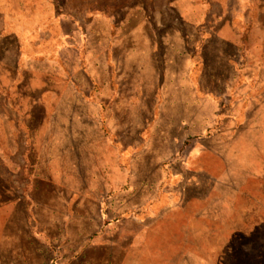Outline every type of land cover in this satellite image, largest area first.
<instances>
[{"label":"rangeland","instance_id":"374dc122","mask_svg":"<svg viewBox=\"0 0 264 264\" xmlns=\"http://www.w3.org/2000/svg\"><path fill=\"white\" fill-rule=\"evenodd\" d=\"M0 49V191L63 264H264V0H0Z\"/></svg>","mask_w":264,"mask_h":264},{"label":"crops","instance_id":"0c3cea01","mask_svg":"<svg viewBox=\"0 0 264 264\" xmlns=\"http://www.w3.org/2000/svg\"><path fill=\"white\" fill-rule=\"evenodd\" d=\"M0 50L2 51V49ZM164 72L158 68L159 80ZM147 73L150 72L145 66H142L138 72L139 80L143 84L146 81ZM63 199L67 200L65 196ZM33 200L32 196L19 194L16 191L8 192L3 191V189L0 191V211L15 207L14 211L18 212H16L15 229H13L14 221L11 222L10 226L15 237H11L8 243L0 247V264H54V262L63 264L65 262V254L59 259V253L65 250L67 243L64 225H61V229L60 226L58 227L57 235L44 234L42 225L38 224L34 217ZM79 246L81 247V245H78L77 248L73 247V252L80 248Z\"/></svg>","mask_w":264,"mask_h":264}]
</instances>
